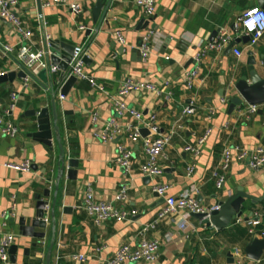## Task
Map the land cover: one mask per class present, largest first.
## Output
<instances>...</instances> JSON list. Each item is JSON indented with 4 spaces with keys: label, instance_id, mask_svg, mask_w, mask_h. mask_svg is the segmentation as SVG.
Returning <instances> with one entry per match:
<instances>
[{
    "label": "crops",
    "instance_id": "crops-1",
    "mask_svg": "<svg viewBox=\"0 0 264 264\" xmlns=\"http://www.w3.org/2000/svg\"><path fill=\"white\" fill-rule=\"evenodd\" d=\"M78 1L84 13L77 18L66 7H45L39 0H19L15 10L33 30L37 47L49 50L48 38L83 46L89 62L85 65L86 73L106 87L104 92L95 91L88 81L80 80L61 100L58 77L55 84L48 85L49 90L33 79H16L0 85L1 107L9 105L12 91L20 95L12 116L19 134L12 139L0 132V243L7 233L16 236V264H99L112 258L123 244L136 246L141 238L139 231L154 223L165 205L164 198L154 192L159 182L171 185L168 196H179L185 189L195 186L197 200L207 207L226 200L238 188L247 195L264 197V169L253 171L235 163L223 190H216L211 181V174L227 147L254 149L264 146V106L250 115L248 105L243 104L229 114L231 99L238 95L236 84L242 70L246 69L248 53L264 52L263 38L252 48H247L246 44L236 45L227 55L229 45L243 36L239 18L249 8L259 7L257 0H155L156 13L149 19L135 6L134 0H103V22L99 29L93 22V8L98 0ZM142 21L148 23L147 28ZM80 24L87 30H79ZM89 30L92 31L90 36ZM147 30L155 34L151 55L144 62L139 49ZM118 31L123 33L125 45L118 43L115 36ZM220 35L231 39L226 48L206 51ZM17 42L12 26L0 18V75L19 72L4 54L5 46H14ZM234 49L242 52L240 58L235 56ZM202 53L204 56L197 62L196 57ZM46 62L51 67L50 57ZM194 71L198 76L193 88L188 90L185 78L187 73ZM128 78L154 85L163 93H173L170 101L148 91L123 98L129 110L140 112L144 118L156 115L161 134L176 131L161 160L165 170L162 179L153 180L141 174L140 167L146 157L140 144H133L125 135L112 143H102L93 136L95 116L101 129L116 117L115 99ZM54 94L66 162L78 163L75 180L67 178L68 166L59 179L61 148L56 136L51 149L30 136L37 131L36 120L30 117V112L42 108L51 111ZM189 106L195 107L197 114L183 117V108ZM65 112L71 115L65 116ZM118 121L124 127L138 124L129 114ZM208 129L213 130L212 135L200 147L199 155L195 157L186 152L185 148L196 145ZM119 145L133 152L130 175H125L114 163ZM24 161L33 164L29 174L4 167L8 162ZM189 165L196 168L191 179L186 177ZM123 188L127 189L126 199L118 202L116 196ZM46 189L50 191L49 198L44 197ZM88 189L94 191L99 201L126 211H137V216L98 227L82 208ZM39 196L50 203L46 210L47 229L36 230L46 237L21 236L20 219L30 221L36 216ZM54 199H57L55 225L51 219ZM249 205L243 221L260 220L264 225V203ZM180 220V216H174L146 234V238L161 242L160 257L154 264H228V255L233 256L234 249L245 254L252 239L262 240L250 234L247 225L237 224V220L228 229L218 232L203 227L198 219L192 218L191 224L197 232L190 235L178 229ZM240 231L245 232L246 237H242ZM75 255L85 256L87 261H75L72 258ZM253 262L264 264V255L260 261Z\"/></svg>",
    "mask_w": 264,
    "mask_h": 264
},
{
    "label": "built area",
    "instance_id": "built-area-1",
    "mask_svg": "<svg viewBox=\"0 0 264 264\" xmlns=\"http://www.w3.org/2000/svg\"><path fill=\"white\" fill-rule=\"evenodd\" d=\"M41 2L45 7H66L69 9L71 15L76 18L84 13V8L78 0H41ZM18 4L19 0H0V18L7 21L12 26L13 31L18 37L16 45H7L4 47L5 56L15 63L18 67V71L22 70L27 75L26 81L32 79L31 75L37 76L42 70H48L50 75L59 78L61 71L58 68L49 67L46 62L51 53L43 46L42 48L36 46L33 30L17 15L15 10ZM134 4L147 19L152 18L156 13L155 0H134ZM239 28L242 31V37L248 36L251 38L249 43L246 44V47L252 48L257 46L261 39L264 38V9L256 6L246 10L239 18ZM79 30L86 31L87 28L80 24ZM154 34L153 30H147L143 36L142 45L139 50L144 62L148 61L151 55ZM115 36L120 45H125L126 39L121 31H118ZM48 41L49 43L51 42L49 38ZM230 42L231 39L229 37L220 35L207 47L206 51H223ZM234 53L237 58L242 56V52L238 49H234ZM86 56L87 53L83 46L75 47L68 71L65 73V78L62 80L57 79L58 94L61 100H64V97L61 95V90L70 77H75L78 81H88L91 88L95 91L104 92L106 90L103 84L97 82L86 73V63L84 61ZM203 56V53L199 54L196 57L197 62H200ZM197 76V71L187 73L185 82L188 90L193 88ZM144 91L151 92L158 97H164L167 101H170L173 97V93L170 91L163 93V90L158 89L154 85L128 78L119 89L117 98L115 99L114 107L116 117L111 119L105 127L101 129L97 124L98 117L95 116L92 119V123L95 126L93 136L97 141L102 143H112L118 137H123L125 135L133 144H140L146 157L145 163L140 167L141 174L153 180L162 179L165 176V170L161 166V160L165 157V152L171 145L176 131L173 130L167 134H161L156 115H152L149 119H146L140 112L128 109L123 98L132 93ZM19 99L20 95L12 91L9 105L5 108L0 106V132L4 136L12 139L16 138L19 134V127L12 119ZM263 106L264 105L248 106L247 113L250 115L256 114ZM211 113L215 114V111L211 110ZM127 114L138 121L136 126L124 127L119 123L118 118ZM196 114L197 109L195 107L189 106L183 108V117H191ZM143 129L149 132L148 136H142L141 132ZM212 132V129H208L197 141L196 145L187 146L185 148L186 152L191 153L195 157L198 156L200 147L208 140ZM132 158V150L124 145H119L114 163L125 175H130L133 169ZM235 163L246 165L253 171L264 169V146H258L254 149H246L238 146L227 147L222 153L218 166L211 174V181L214 183L216 190H223L228 175ZM4 167L17 173L29 174L32 172L33 164L30 161H24L22 163L8 162L4 164ZM195 170V165H189L186 169V177L191 179ZM50 183L51 187H53V183L51 181ZM170 189L171 185L168 183L159 182L155 185L154 192L164 198L165 205L160 210L157 220L139 231L138 236L141 237L139 243L136 246L131 244L121 245L112 258L102 260L99 264H154L160 257L161 242L156 239L146 238L148 232L154 230L162 221L168 220L174 216H180L181 220L178 224V229L190 235L197 232L195 227L191 224L193 215H204L205 217L200 219L199 222L200 225L206 227V220H209L210 214L219 210L217 206L207 207L200 203L196 197L198 189L195 188V186L185 189L179 196H168ZM126 192L127 189L123 188L116 196V201L124 202L126 199ZM82 208L98 227L111 221L123 222L134 218L138 214L137 211H126L117 208L111 203L99 201L92 189L87 190ZM4 216L6 217V215ZM236 223L247 225L250 234H253V236H260L264 239V225H262L260 220L244 222L241 218L238 219ZM258 228H260L259 231L257 230ZM15 243L16 236L13 233H7L3 236L0 243V264H14L11 260L10 251ZM72 258L75 261H87V258L81 255H75ZM233 258L235 264L254 263L237 248L233 251Z\"/></svg>",
    "mask_w": 264,
    "mask_h": 264
},
{
    "label": "water",
    "instance_id": "water-1",
    "mask_svg": "<svg viewBox=\"0 0 264 264\" xmlns=\"http://www.w3.org/2000/svg\"><path fill=\"white\" fill-rule=\"evenodd\" d=\"M39 2H41V0H39ZM257 3L259 7L264 9V0H257ZM103 8V0H98L93 8V22L95 25H98V29L103 22ZM141 24H144V28H147L148 26V23L145 21H142ZM87 34L90 36L92 31H87ZM250 40L251 38L248 36L236 39L227 48V55H230L236 45L248 44ZM75 47V43L65 40H55L49 43V52L51 53L50 66L58 68L61 71L58 78L59 80L65 78V73L68 71L69 63L72 59ZM87 60V58L84 59L86 64L89 63ZM26 78L27 75L22 70L19 72L12 71L0 76V85L13 83L16 79ZM31 78L39 82L46 90H49L48 85L50 83L51 85L55 84L56 79L55 76L50 75L48 70L40 71L37 76L31 75ZM77 82L78 80L75 77H70L63 86L61 95L66 98ZM236 91L238 95L231 99L229 114H232L237 108L243 106V104L248 106L264 105V52H259L257 55L254 52L248 53L246 69H243L241 72L239 81L236 84ZM51 113L53 119L51 118ZM69 114L71 115L69 112L64 113L65 116ZM30 117L36 120L37 126V131L30 135L32 138L51 149L53 148L54 136H56L58 145L61 148L59 179L63 177L65 168L68 166L69 170L67 171V178L69 180H75L77 176L75 169L77 168L78 163L74 160H69L68 163L66 162L65 150L62 148L61 135L59 133V114L56 104V94L53 95L51 111L49 108L33 110L30 112ZM141 133L143 137L149 135V132L146 129H143ZM57 188H59V185ZM44 197H50V191L48 189L45 190ZM260 203H264V197L256 198L251 195H247L243 189L238 188L231 195H229L226 200L218 201L215 204V206L219 207V210L210 214L209 220H206L207 227L215 229L218 232H222L228 229L237 219L243 218L244 212L248 208L249 204V206H257ZM56 204L57 199H54L51 209V219L54 225L56 223ZM49 205L50 203L48 201H44L42 196L38 197L36 216L33 219H30V221H27L25 218L20 219L21 236H32L38 239H44L46 237L45 233H36V230L47 229L48 224L46 222V210ZM67 211L68 209H65V212ZM204 217V215H193V218L198 220ZM53 245L54 241L52 242V248ZM16 253L17 246H13L10 254L11 260L14 264L17 263ZM245 254L250 260L256 262L260 261L264 255V239H252L245 249ZM50 255L51 251L48 254V259L50 258ZM228 257V264H234V258L231 253H229Z\"/></svg>",
    "mask_w": 264,
    "mask_h": 264
},
{
    "label": "trees",
    "instance_id": "trees-1",
    "mask_svg": "<svg viewBox=\"0 0 264 264\" xmlns=\"http://www.w3.org/2000/svg\"><path fill=\"white\" fill-rule=\"evenodd\" d=\"M240 235H241L242 237H246V233H245V232L240 231Z\"/></svg>",
    "mask_w": 264,
    "mask_h": 264
},
{
    "label": "bare ground",
    "instance_id": "bare-ground-1",
    "mask_svg": "<svg viewBox=\"0 0 264 264\" xmlns=\"http://www.w3.org/2000/svg\"><path fill=\"white\" fill-rule=\"evenodd\" d=\"M238 220V219H237Z\"/></svg>",
    "mask_w": 264,
    "mask_h": 264
}]
</instances>
